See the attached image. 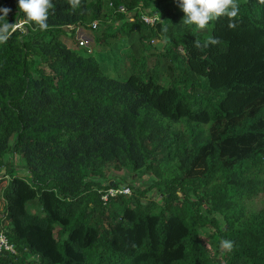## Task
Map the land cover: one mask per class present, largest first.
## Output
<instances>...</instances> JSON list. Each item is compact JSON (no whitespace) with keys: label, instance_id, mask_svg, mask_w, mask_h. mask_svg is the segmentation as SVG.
Segmentation results:
<instances>
[{"label":"trees","instance_id":"trees-1","mask_svg":"<svg viewBox=\"0 0 264 264\" xmlns=\"http://www.w3.org/2000/svg\"><path fill=\"white\" fill-rule=\"evenodd\" d=\"M108 1L122 21L112 35L136 32L141 47L121 43L124 78L61 38L102 18L103 0H52L43 30L0 0L23 22L0 42V228L16 251L0 264H264V213L245 205L264 185V0H236L237 16L203 29L178 0ZM155 39L162 50L146 53ZM110 164L151 173L158 193L134 181L104 202L122 185L106 181Z\"/></svg>","mask_w":264,"mask_h":264},{"label":"rangeland","instance_id":"rangeland-1","mask_svg":"<svg viewBox=\"0 0 264 264\" xmlns=\"http://www.w3.org/2000/svg\"><path fill=\"white\" fill-rule=\"evenodd\" d=\"M92 3L95 2V0H89ZM110 1L103 0L102 7V15L103 17L100 19H94V20H88L83 27L76 28L75 30H72V32H67V35L62 34L61 38L64 40L68 46H71L73 48H76L78 50H85V48L80 47L77 45V35L78 31H81L83 35L90 40L89 44L86 46L91 50V52H94V55L96 58H98L100 62V66L104 71L109 75L119 74L121 77L127 76L129 73V61L126 57L119 58V60L116 62V65L114 63L115 56H124V47L122 46V42H125V46H128L129 49L133 52V54L137 55L140 50V44L138 43V34L136 32H132L130 34H124L122 31H120V35H112V33L117 32L116 29L119 28L122 21L117 20L115 18L114 9L110 5ZM109 13V15L107 14ZM133 13L129 12L125 16V18H132ZM93 21H97L99 23L98 27L96 29H92L90 24ZM22 21L19 20L17 24H21ZM22 26V25H21ZM70 29V28H69ZM112 32V33H111ZM105 33V40L102 41L99 40L101 35ZM118 34V33H117ZM122 34V35H121ZM164 41L160 39H155L154 42L150 43V46H148L146 53H149L152 48H156V51H161ZM154 48V49H155ZM157 54L155 56L150 55L149 56V63L152 64L157 60ZM163 60H158V68L160 73V82L164 85H167L169 82V78L166 74V71L163 69ZM9 159L12 161L13 166H15L16 171L19 173L23 172L24 169V161L20 157V155L16 153H10ZM7 156V153L4 155ZM2 167H0V180H2L1 171ZM105 172V179L108 182L116 181L120 184L124 185L126 183L132 184L134 182L135 186L138 187V189H144L147 188L149 191L147 192L148 196L155 195L158 193L155 188H149L148 186L151 183V180H153V175L145 170L133 172L131 170L125 169L124 171H118L114 168L112 164L107 165L104 167ZM134 179V180H133ZM157 196V195H156ZM157 198L160 199V195L157 196ZM143 201H146V197L142 198ZM160 201V200H159ZM245 205L247 208V211L249 213H264V185L263 189L256 194L252 195L251 197L247 198L245 200ZM28 209L31 211H37L39 209V206L35 203H29ZM219 219L220 222H222V217L219 215H215ZM2 217L0 216V221ZM203 238L207 242V244H210L208 241V238H206L205 235H203ZM29 259L31 256L28 257Z\"/></svg>","mask_w":264,"mask_h":264},{"label":"clouds","instance_id":"clouds-1","mask_svg":"<svg viewBox=\"0 0 264 264\" xmlns=\"http://www.w3.org/2000/svg\"><path fill=\"white\" fill-rule=\"evenodd\" d=\"M76 3L77 0H73V5ZM178 4L184 13L185 23L195 24L200 29L221 16L235 17L239 11L236 0H178ZM17 7L24 13L28 22H34L42 30L48 27L47 18L53 7L52 0H17ZM9 11L8 7H0V42L6 41L15 27H20L19 24L13 27L14 23H8L6 17ZM210 42L217 41L211 39ZM221 247L231 250L232 241L222 240Z\"/></svg>","mask_w":264,"mask_h":264},{"label":"built area","instance_id":"built-area-1","mask_svg":"<svg viewBox=\"0 0 264 264\" xmlns=\"http://www.w3.org/2000/svg\"><path fill=\"white\" fill-rule=\"evenodd\" d=\"M119 11L126 13V15H127V13L132 12L134 15L133 10H127L126 11L125 7H120ZM140 18L147 24H153L155 22V20L158 19V16L157 15H149V14H147V12H142V13H140ZM22 24H23V22L20 24V26ZM90 26L92 29H96L98 26V22L93 21L90 24ZM80 30H81V28H80ZM77 42H78V46H87L89 44L90 40L88 38H86L81 31H78ZM130 193H131V189H130L129 185H127V184H124V185H121L118 187L112 186V187L107 188L106 191H103V193L101 195V199L105 202L109 196H114L116 194H130ZM0 251H9L11 253H16L14 245H12V243H10L8 241L2 227L0 228Z\"/></svg>","mask_w":264,"mask_h":264}]
</instances>
